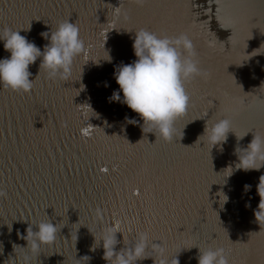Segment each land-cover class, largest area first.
Here are the masks:
<instances>
[{"label":"water","instance_id":"obj_1","mask_svg":"<svg viewBox=\"0 0 264 264\" xmlns=\"http://www.w3.org/2000/svg\"><path fill=\"white\" fill-rule=\"evenodd\" d=\"M65 20L79 27L85 44L71 77L49 81L37 59L29 93L0 88V264H11L13 244L26 245L18 233L28 222L46 220L61 229L31 264H106L102 248L90 250L93 236L116 222L124 236L116 234V251L147 232L172 264L176 257L198 264L195 247L223 248L228 264H264V225L253 215L264 167L224 178L237 144L264 134V0H0V29L20 30L41 49L47 41L40 34ZM139 29L187 34L210 74L185 84L189 106L170 143L144 134L135 112L108 100L119 88L116 66L136 59ZM8 55L0 43V58ZM223 118L237 137L249 133L238 142L230 132L212 149L196 143L208 119Z\"/></svg>","mask_w":264,"mask_h":264},{"label":"clouds","instance_id":"obj_2","mask_svg":"<svg viewBox=\"0 0 264 264\" xmlns=\"http://www.w3.org/2000/svg\"><path fill=\"white\" fill-rule=\"evenodd\" d=\"M135 3L142 5L144 0H135ZM40 35L47 41L43 49L20 35V30L13 31L7 27L0 29V43L9 54L0 58V88L29 93L34 86L29 67L37 59L40 60L39 70L43 69L49 81H67L71 77L75 58L85 52L79 27L65 20ZM207 43L210 48L216 46L214 39ZM132 49L136 59L130 64L121 63L116 66L113 76L119 88L113 91L108 100L123 103L135 112L143 121L141 130L144 134L152 133L156 139L165 143L173 142L176 134L175 122L186 114L189 106L190 97L185 84L197 77L207 79L210 74L199 66L192 40L184 33L168 37L139 29L134 32ZM108 61L110 62V57ZM127 123L138 122L128 119ZM230 132L234 134L230 119H208L196 143L210 145L211 149L218 145L222 147ZM248 133L240 137L234 135L239 142ZM181 134L183 135L182 130ZM234 155L237 161L234 167L226 168L231 169V172L224 178L231 176L234 170L260 171L264 167V134L252 133V139L246 147L237 144ZM250 190L251 185H244L245 193ZM256 193L259 203L253 215L260 227L264 225V174L259 177ZM223 196L226 197L223 203L225 204L228 197L225 194ZM4 197L6 192L0 189V198ZM245 207L251 205L246 204ZM95 215L99 222L102 217L101 210H96ZM60 229L51 220L28 222L25 233H18L19 239L24 240L26 245L13 244V253L8 258L11 264H31L32 257L40 253L42 247L55 243ZM117 233L122 234L120 222L102 227L99 233L93 236L94 243L90 250L102 248V258L106 264H137V261L147 258H152L154 264H172L171 258L167 256V248L162 243L153 242L147 232L138 233L131 246L123 243L124 247L116 251L119 243ZM195 248L199 251L198 264H228L223 248L206 251ZM18 249L21 251L17 252ZM149 251L154 253V257L147 255ZM2 254L3 246L0 244V255ZM85 258L87 261L90 259L87 256Z\"/></svg>","mask_w":264,"mask_h":264}]
</instances>
